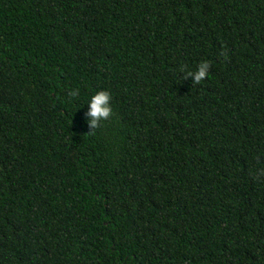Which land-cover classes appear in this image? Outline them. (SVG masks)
Returning a JSON list of instances; mask_svg holds the SVG:
<instances>
[{
  "label": "trees",
  "instance_id": "obj_1",
  "mask_svg": "<svg viewBox=\"0 0 264 264\" xmlns=\"http://www.w3.org/2000/svg\"><path fill=\"white\" fill-rule=\"evenodd\" d=\"M0 264H264V0H0Z\"/></svg>",
  "mask_w": 264,
  "mask_h": 264
},
{
  "label": "clouds",
  "instance_id": "obj_2",
  "mask_svg": "<svg viewBox=\"0 0 264 264\" xmlns=\"http://www.w3.org/2000/svg\"><path fill=\"white\" fill-rule=\"evenodd\" d=\"M210 63L203 61L198 65L197 71H189L186 79L189 77L193 80V85H199L208 75ZM183 70V69H182ZM69 96H78V90L70 92ZM111 94L108 91H99L94 94L88 104V111L86 115L90 118L87 125L92 133L94 130L102 126V122L108 121L113 115V108L111 106Z\"/></svg>",
  "mask_w": 264,
  "mask_h": 264
}]
</instances>
